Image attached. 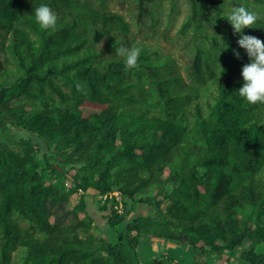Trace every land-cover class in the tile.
Returning <instances> with one entry per match:
<instances>
[{
	"label": "trees",
	"instance_id": "obj_1",
	"mask_svg": "<svg viewBox=\"0 0 264 264\" xmlns=\"http://www.w3.org/2000/svg\"><path fill=\"white\" fill-rule=\"evenodd\" d=\"M109 1L0 0V264H219L240 248L264 264V104L237 94L249 58L226 20L258 13L243 34L264 41V0H186V78ZM162 1L135 0L134 25L165 37L178 6ZM120 46L141 49L137 68ZM88 191L120 193L99 201L102 227ZM146 237L191 256L143 259Z\"/></svg>",
	"mask_w": 264,
	"mask_h": 264
},
{
	"label": "rangeland",
	"instance_id": "obj_2",
	"mask_svg": "<svg viewBox=\"0 0 264 264\" xmlns=\"http://www.w3.org/2000/svg\"><path fill=\"white\" fill-rule=\"evenodd\" d=\"M174 1L176 6H178L174 14V25H172L171 28H166L168 26V17L162 16L161 18L160 30L162 32L166 31L165 37L153 36V32L148 30L147 27H138L137 25H134L135 22L133 18L137 17L138 11L135 0H110L109 8L112 12H119L121 14H124L128 20L132 21V24L134 26L133 31L135 32V36L138 41L144 40L147 43L159 46L161 52H163L164 54L172 55L173 58L176 59V65L180 69V73L186 78L184 67L189 59V56L187 51L185 50L182 38L178 35V30L188 12V3L186 0ZM171 2V0L162 1L166 12L171 9ZM82 194L83 191H79V193L72 198L74 204L78 203L79 198ZM85 196L88 199L89 210L91 214L96 217L97 223L102 227L106 223V221L102 218L103 215L101 213H97L99 201L102 200L101 197L99 195H96L94 191H88ZM117 198L118 200L121 199L120 193ZM119 208H122V204L119 205ZM146 212V206L142 205L141 207H139V215ZM240 251L241 248L237 250L236 255L234 254L232 256H224L219 264H238L236 258L240 254ZM139 252L143 259H147L148 257L156 258L162 255H170L173 256L174 259L178 258L179 256H181V258L187 259L191 256L192 251L185 247L170 244L155 238L146 237L140 243Z\"/></svg>",
	"mask_w": 264,
	"mask_h": 264
},
{
	"label": "clouds",
	"instance_id": "obj_3",
	"mask_svg": "<svg viewBox=\"0 0 264 264\" xmlns=\"http://www.w3.org/2000/svg\"><path fill=\"white\" fill-rule=\"evenodd\" d=\"M34 19L41 30H55L57 26V13L47 4H41L34 9ZM262 19V17L250 11L243 6L234 7L228 13L226 20L231 24L234 33L240 34L237 43L240 48L246 50L249 63L242 67L241 75L243 77V85L237 90L239 97L248 104H264V41L261 39L245 35V28H253L252 26ZM234 55L240 58V53L233 50ZM115 54L124 59L126 70L137 68L141 49L138 47L115 48ZM78 89L81 87L77 86Z\"/></svg>",
	"mask_w": 264,
	"mask_h": 264
},
{
	"label": "built area",
	"instance_id": "obj_4",
	"mask_svg": "<svg viewBox=\"0 0 264 264\" xmlns=\"http://www.w3.org/2000/svg\"><path fill=\"white\" fill-rule=\"evenodd\" d=\"M67 186H69L70 184L69 183H66ZM82 191V190H80ZM119 196V192H114V193H111L110 195H104L103 197H101V199L103 200H106L107 198H112L113 196Z\"/></svg>",
	"mask_w": 264,
	"mask_h": 264
}]
</instances>
